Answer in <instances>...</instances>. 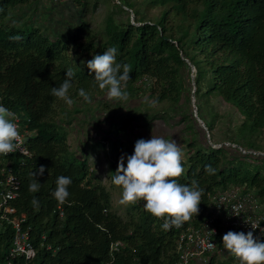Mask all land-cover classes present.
<instances>
[{"label": "trees", "instance_id": "obj_1", "mask_svg": "<svg viewBox=\"0 0 264 264\" xmlns=\"http://www.w3.org/2000/svg\"><path fill=\"white\" fill-rule=\"evenodd\" d=\"M72 1L80 6L81 19L70 30L59 32L47 20L8 17L10 9L30 6L32 0H0V105L15 112L22 129L30 134L28 157L0 155V183L5 168H11L20 182L11 206L17 215L25 216L23 229L29 230L36 251L33 264H174L181 227L164 230L163 221L146 212L143 201L127 208V220L112 210L111 194L95 183L87 153L72 151L67 141L74 121L71 115L80 111H65L64 101L51 95V89L58 88L71 69L69 96L75 105L83 100L80 89L90 97L106 93L96 86L94 73L89 74L86 64L94 55L115 47L117 63L131 67L125 89L128 97L139 93L142 85L137 83L144 76L155 79L161 89L155 104L165 102L166 106L162 114L148 117V124L176 113L188 132V116L183 110L191 102L190 69L184 61L188 60L195 68L196 103L199 94L220 98L242 120L223 131L228 146L224 141L216 142L218 148L190 143L183 160L185 173L178 182L191 186L196 181L203 190L199 218L207 210L208 195L229 187L252 191L264 207V165L255 163L264 160V155L254 158L239 150L260 153L263 149L256 140L264 138V0H145L147 6L161 9L153 19L136 9L134 0H118L101 33L83 20L88 0ZM117 14L128 18L117 19ZM149 91L153 97V89ZM196 109L199 112L197 105ZM134 111H127L116 133L141 122L131 115ZM206 128L211 141L214 121ZM107 140L102 137L97 145L104 147ZM205 165H211L214 173H207ZM41 166L45 172L35 177L41 187L32 193L31 173ZM116 169L117 161L111 162V172ZM60 176L72 180L64 204L53 196ZM0 228L3 261L12 247L13 230L1 220ZM117 242L122 246L111 251ZM221 242L219 237L216 251L196 264H232L234 259L218 262V254L224 250Z\"/></svg>", "mask_w": 264, "mask_h": 264}, {"label": "rangeland", "instance_id": "obj_2", "mask_svg": "<svg viewBox=\"0 0 264 264\" xmlns=\"http://www.w3.org/2000/svg\"><path fill=\"white\" fill-rule=\"evenodd\" d=\"M132 3L136 9H139L142 13L144 12L148 19H153L160 14V8L147 6L145 0H134ZM113 4H117L116 0H88L87 7L83 10V20L87 22L90 29L96 33H101L107 15L113 10ZM24 10V7H20L17 11L10 9L8 17H20ZM127 12L131 14V19H133L131 10L128 9ZM80 13V6L72 0H67L54 6L35 3L34 15L30 19H39L41 23L47 20L52 28L63 32L70 30L76 22L80 21ZM116 17L117 19L123 20L128 18L124 14H117ZM131 22L134 24L133 20ZM155 81V79L150 81L148 79V82L145 83L146 85L140 87L139 93L136 96L127 97L126 100L119 102L109 100L106 95L107 92L102 95L92 96L91 103L81 100L76 105L73 103L69 106L64 102L65 111L72 112L74 109L80 111L78 114H69L74 119L72 125L68 128L69 133L67 138L71 150H78L79 153L85 151L87 153L90 171L94 173L95 183H101L109 190L112 198V210L124 220L128 219L126 212L130 206L120 204L122 189L112 183L115 172L113 173L110 170L111 162L114 163L117 161L118 165L121 156H124L126 166L127 157L133 154L136 141L140 139L145 141L151 139L152 130L157 135L166 133L178 146H181L185 159L190 143L194 142V146L196 147H200L201 143L203 145L207 143L210 146L215 145L213 148H218L219 144L216 142L222 143L225 138V133L231 130L233 128L232 126L239 125L242 120L239 113L220 98L212 97L209 99L199 94L197 96V103L196 101L193 103L192 99L185 106L183 103V110L186 111L188 116L187 126L190 128L188 132L185 130L186 125L180 123L181 115L176 113H170L167 117L165 116L163 118L158 117L152 122V125H149L148 117L162 114L163 108L166 106L165 102L155 104V99L159 97L161 92V89L157 87ZM150 88L155 93L153 97L148 95ZM188 88L192 89L191 85ZM196 105L199 112L195 109ZM131 109L135 110L131 115L138 116L141 122L138 125L135 124V126L131 123L132 125L125 128L123 132L116 133V128L123 125V117ZM194 111L197 112V117L201 123L194 118ZM213 113L216 114L215 118ZM212 121H214V128L211 130L210 141L209 133L204 131L203 125L211 128ZM102 137H108V140L104 142V147H101L99 144L97 145V142ZM256 143L263 148L260 153L264 155V138L257 139ZM228 145L226 142L225 146ZM241 150L242 153H249L254 158L259 153L248 151L246 148ZM119 152L121 154L116 157ZM255 163L264 165V160ZM218 255V262L234 259L232 264H239L236 258L226 257L223 251Z\"/></svg>", "mask_w": 264, "mask_h": 264}, {"label": "clouds", "instance_id": "obj_3", "mask_svg": "<svg viewBox=\"0 0 264 264\" xmlns=\"http://www.w3.org/2000/svg\"><path fill=\"white\" fill-rule=\"evenodd\" d=\"M117 49L109 48L101 55H94L86 64L89 74L94 73V82L100 90H107V98L114 102L126 100L128 93L125 90L130 79L131 67L128 64L117 63ZM74 73L71 69L65 72V79L58 87L51 89V95L71 106L74 101L69 96L72 87L71 79ZM78 95L85 102L91 103V97L80 89ZM15 112L0 105V155L7 156L16 152L21 140ZM184 154L181 146L168 135H157L152 130L151 139L137 140L134 152L127 157L121 156L118 161L112 183L122 189L120 204L136 205L143 201L144 209L151 216L162 220L164 230L180 228L199 213V205L203 190L196 181L191 186L181 184L178 179L185 173L183 166ZM205 171L214 173L211 165H205ZM45 168L41 166L31 173L33 179L29 184V191L39 192L41 184L35 177L42 175ZM70 177L60 176L56 180L53 193L59 204H64L69 196L68 186L71 185ZM32 203L38 206V201ZM224 249L239 264H264V242L254 237L253 232L229 231L222 237Z\"/></svg>", "mask_w": 264, "mask_h": 264}, {"label": "built area", "instance_id": "obj_4", "mask_svg": "<svg viewBox=\"0 0 264 264\" xmlns=\"http://www.w3.org/2000/svg\"><path fill=\"white\" fill-rule=\"evenodd\" d=\"M35 1L61 3L67 0ZM146 82L148 78L144 76L137 85L141 86ZM15 122L23 143L16 152L5 157L15 154L28 157L26 142L30 134L22 129L19 117ZM258 155L263 156L261 153ZM1 172L4 173V180L0 183V220L11 226L13 238L12 247L5 260H0V264H33L36 251L30 242L29 230L23 229L25 216L17 215L11 206L17 198L20 182L11 168H5ZM207 198L209 204L204 216L199 218L198 213L181 227L176 242L177 259L174 264H194L197 261L204 263L207 256L216 251L217 239L229 231L245 234L251 231L254 237L264 242V207L252 191L235 186L209 194ZM120 246L122 244L119 242L113 244L111 251H118Z\"/></svg>", "mask_w": 264, "mask_h": 264}, {"label": "water", "instance_id": "obj_5", "mask_svg": "<svg viewBox=\"0 0 264 264\" xmlns=\"http://www.w3.org/2000/svg\"><path fill=\"white\" fill-rule=\"evenodd\" d=\"M116 2H117V4L119 3L118 2V0H116ZM131 20H133V19H131ZM185 62H186V64L188 65V67H189V69H190V85H191V87H192V92H191V99H192V102L194 103V92H195V89H196V87H195V82H194V78H195V76H194V73H195V68H194V66L190 63V62H188V60H184ZM196 109V108H195ZM193 116H194V118L196 119V121H198V122H200L199 121V119H198V117H197V112L196 111H194V113H193ZM201 123V122H200ZM203 125V124H202ZM203 129H204V131L206 132V133H208V131H207V129H206V127L203 125ZM209 141V140H208ZM211 147H215V145H212ZM232 148H239V147H237L236 145H232ZM240 150V149H239Z\"/></svg>", "mask_w": 264, "mask_h": 264}, {"label": "crops", "instance_id": "obj_6", "mask_svg": "<svg viewBox=\"0 0 264 264\" xmlns=\"http://www.w3.org/2000/svg\"><path fill=\"white\" fill-rule=\"evenodd\" d=\"M33 1H34V3H33ZM32 1V5H31V7L30 6H24V8H25V10L23 11V14H22V16H32L33 17V15H34V9H35V3H38L39 5H46V4H48V5H50V6H54L55 4H59V3H52V2H50V3H41V2H38V1H35V0H33ZM28 7V8H27ZM14 11H17L16 9L14 10ZM22 16H17L16 18H12V19H21L22 18ZM12 17V16H11ZM35 17V16H34ZM223 254L226 256V257H231V258H235V257H233L232 255H230L225 249L223 250ZM196 263H198V261L197 262H195V264Z\"/></svg>", "mask_w": 264, "mask_h": 264}]
</instances>
